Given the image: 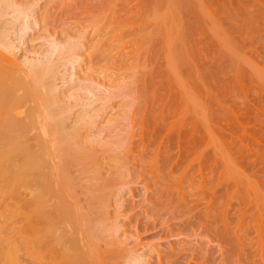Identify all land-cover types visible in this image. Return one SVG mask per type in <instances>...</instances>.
I'll use <instances>...</instances> for the list:
<instances>
[{"label":"rangeland","instance_id":"1","mask_svg":"<svg viewBox=\"0 0 264 264\" xmlns=\"http://www.w3.org/2000/svg\"><path fill=\"white\" fill-rule=\"evenodd\" d=\"M166 2L39 0L32 11L44 26H30L10 60L26 69L24 58L49 56L48 41L80 34L82 57L65 95L91 78L119 84L133 68L140 78L144 71L134 82L147 81L146 107L128 111L120 105L132 97H113L94 129L107 141L116 128L111 137L129 144L124 158L99 156L108 217L118 220L119 235L106 246L89 242L90 255H104L105 264H129L141 252L143 264H264V0H191L180 14L182 37L173 41V27L161 22L175 2ZM177 48L185 57L181 67ZM126 112L125 120L103 127ZM73 176L78 181L81 174ZM81 187L73 198L77 209L86 194ZM76 212L72 224L81 218Z\"/></svg>","mask_w":264,"mask_h":264},{"label":"bare ground","instance_id":"2","mask_svg":"<svg viewBox=\"0 0 264 264\" xmlns=\"http://www.w3.org/2000/svg\"><path fill=\"white\" fill-rule=\"evenodd\" d=\"M34 1L0 0V264H105L106 257L90 255L92 248L88 245L102 241L106 246L108 238L117 236L119 229L118 220L108 217L110 196L104 192L107 184L102 178L104 165L100 157L105 153L104 157L113 161L124 158L129 143L116 134L111 137L115 132H110L116 128L107 133V141L100 139L102 130L94 133V129L101 124L97 119L102 118L103 107L110 99L118 95L123 100L132 97L131 102L120 106L128 111L135 106L136 112L146 107L149 100L144 98L150 91L145 87L147 81L134 82L138 75L133 68L130 77L121 80L123 83L107 84L91 78L87 80L90 85L65 95L67 80L71 82L74 76V64L82 57L84 36L80 34L65 41H48V57L34 61L24 58L26 69L16 67L10 60L16 40L23 44L30 26L45 23L43 16L32 11L39 0ZM166 1L175 2V6L170 5V11L166 5L167 14L162 15L161 24L173 27L169 33L173 41L182 37L180 14L191 0H186L184 6L176 5L178 0ZM181 49L175 50L178 57L174 58L179 67L185 61ZM98 89L103 90L102 96L97 95ZM63 97L73 99L74 104L69 106ZM98 101L101 104L95 108ZM79 105L81 109L72 114L71 110ZM126 115L109 118L103 127L114 126ZM79 173L77 181L73 174ZM79 182L84 184L81 190L86 194L77 209L73 198ZM74 212H79L81 218L72 224L68 219ZM141 253L132 256L129 264L146 263Z\"/></svg>","mask_w":264,"mask_h":264}]
</instances>
